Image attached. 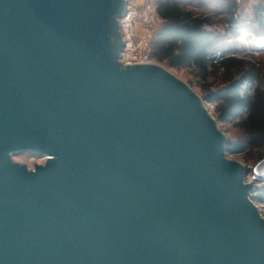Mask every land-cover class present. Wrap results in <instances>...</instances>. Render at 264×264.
<instances>
[{"label":"water","instance_id":"obj_1","mask_svg":"<svg viewBox=\"0 0 264 264\" xmlns=\"http://www.w3.org/2000/svg\"><path fill=\"white\" fill-rule=\"evenodd\" d=\"M129 2L0 0V264H264V159L247 182L190 86L120 62Z\"/></svg>","mask_w":264,"mask_h":264},{"label":"trees","instance_id":"obj_2","mask_svg":"<svg viewBox=\"0 0 264 264\" xmlns=\"http://www.w3.org/2000/svg\"><path fill=\"white\" fill-rule=\"evenodd\" d=\"M154 3L163 22L153 39V59L169 69L197 71L203 100L215 106L219 122L233 124L239 133V142L228 140L227 152H256L263 160L264 80L255 53L264 47V3L248 9L238 0ZM241 39L251 43L249 56L237 47ZM213 77L221 79V87L211 88ZM251 198L263 202L264 189Z\"/></svg>","mask_w":264,"mask_h":264},{"label":"rangeland","instance_id":"obj_3","mask_svg":"<svg viewBox=\"0 0 264 264\" xmlns=\"http://www.w3.org/2000/svg\"><path fill=\"white\" fill-rule=\"evenodd\" d=\"M145 0H131V3L136 6H141L144 3ZM154 2V0H153ZM241 7L243 9H248L253 4H259L264 3V0H238ZM217 20V19H215ZM254 41H256V38H253ZM258 40V45L262 43V40ZM237 47L242 52L241 55L249 56L251 54V50L249 46H251L250 41H244V40H238L237 41ZM257 50H262V52H257L256 59L257 62H259V68L261 69V76L264 80V47L263 49H260L259 46L257 47ZM163 67H165L163 64H160ZM167 68V67H166ZM171 73H173L178 79L186 83L188 86H190L201 98H202V92L200 88V84L202 83L201 77L198 75V72L194 69H183V70H174L167 68ZM212 86V89H217L222 86L221 79L218 77L210 78L209 81ZM203 99V98H202ZM204 105L210 115L215 119L217 126L219 130H221L223 133H225L228 140L237 143L239 142V133L236 132V130L233 128V124L230 123H222L218 121V118L215 113V106L207 103L204 101ZM247 152V151H246ZM255 156V157H254ZM226 157L233 161H238L245 165L248 168V172L246 174V181L252 182L254 179V168L255 166L260 162L259 157L256 155V152H250L248 154L245 153H233V152H227ZM15 162L24 164L28 166L29 168H33L35 164H44L46 158H34L29 153L20 154L12 157ZM264 159V158H263ZM262 161V160H261ZM257 190L253 193V196L262 194V190L264 189V180L261 182L256 183ZM254 203L257 205L259 212L261 213L262 217L264 218V201L260 202L258 200H254Z\"/></svg>","mask_w":264,"mask_h":264},{"label":"built area","instance_id":"obj_4","mask_svg":"<svg viewBox=\"0 0 264 264\" xmlns=\"http://www.w3.org/2000/svg\"><path fill=\"white\" fill-rule=\"evenodd\" d=\"M162 22L153 0H145L139 7L130 0L120 19L124 40L120 62L129 65L156 63L152 57L153 39Z\"/></svg>","mask_w":264,"mask_h":264}]
</instances>
